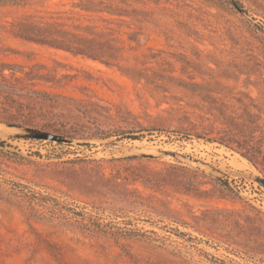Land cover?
<instances>
[{
    "label": "rangeland",
    "instance_id": "rangeland-1",
    "mask_svg": "<svg viewBox=\"0 0 264 264\" xmlns=\"http://www.w3.org/2000/svg\"><path fill=\"white\" fill-rule=\"evenodd\" d=\"M233 1L0 0V264H264V0Z\"/></svg>",
    "mask_w": 264,
    "mask_h": 264
},
{
    "label": "water",
    "instance_id": "water-1",
    "mask_svg": "<svg viewBox=\"0 0 264 264\" xmlns=\"http://www.w3.org/2000/svg\"><path fill=\"white\" fill-rule=\"evenodd\" d=\"M6 128L14 131V137L17 138H26V139H34V140H44L56 143H71L72 139L67 138L65 136L51 133L45 130L27 127V126H20V125H13V124H6ZM255 181L264 188V178H256Z\"/></svg>",
    "mask_w": 264,
    "mask_h": 264
},
{
    "label": "trees",
    "instance_id": "trees-1",
    "mask_svg": "<svg viewBox=\"0 0 264 264\" xmlns=\"http://www.w3.org/2000/svg\"><path fill=\"white\" fill-rule=\"evenodd\" d=\"M228 2L230 3V4H232L235 8H238V2H236V1H233V0H228ZM76 51V53H79V54H84V52L83 51H81V50H75ZM86 55V54H85ZM133 139H136V138H132V140ZM222 143V142H221ZM223 144V143H222ZM226 147H229L228 146V144H224ZM249 160V159H248ZM250 162H251V160H249Z\"/></svg>",
    "mask_w": 264,
    "mask_h": 264
}]
</instances>
